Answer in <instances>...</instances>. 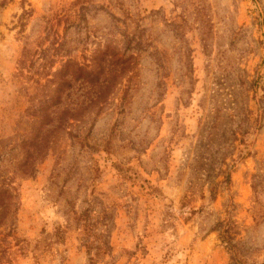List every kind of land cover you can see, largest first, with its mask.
Instances as JSON below:
<instances>
[{
  "label": "rangeland",
  "instance_id": "rangeland-1",
  "mask_svg": "<svg viewBox=\"0 0 264 264\" xmlns=\"http://www.w3.org/2000/svg\"><path fill=\"white\" fill-rule=\"evenodd\" d=\"M0 174V264H264V0H0Z\"/></svg>",
  "mask_w": 264,
  "mask_h": 264
},
{
  "label": "trees",
  "instance_id": "trees-1",
  "mask_svg": "<svg viewBox=\"0 0 264 264\" xmlns=\"http://www.w3.org/2000/svg\"><path fill=\"white\" fill-rule=\"evenodd\" d=\"M26 14H28V11H25V15ZM96 59L98 60L97 66L89 67L86 65L85 67L83 65H78L77 70L81 73L83 82H86L92 86H98L95 92V98L100 99L101 101H105L110 92H112V88L120 83L118 79H120L121 76H124L125 73L131 71V69L134 67L135 56H119V52L116 49H111L109 52L104 51ZM52 99H54V97H51L50 101ZM57 103L59 102L54 101L51 105ZM40 105V109L36 112L41 116L42 120L46 119V121L44 122L45 125L52 121L48 108L49 106H46V104L42 105V103ZM47 113H49V115ZM43 128L44 127L42 126L35 139L30 141V138L26 141L27 145L29 142L31 143L30 147L33 148V152L30 153V149L28 150V155L23 166L27 168L26 170L28 171L26 172L31 175L35 173L38 161L43 158V155L41 154H43L44 149L42 150V148H40L41 144H44V141L42 142V139L44 137V134L42 135ZM34 152L37 153L36 156H34ZM9 178L10 177H8L7 175L0 174L1 188H3L5 185L10 184L11 181L7 182V179ZM223 182L228 184L231 183V172L226 173L225 180ZM211 190L212 195L215 196V188H212ZM236 234H238V232L235 229V225H232L229 222H226L224 228L220 231V236L222 240L227 243L229 250L233 253V258L239 261L240 254L237 252L239 251V247L234 242Z\"/></svg>",
  "mask_w": 264,
  "mask_h": 264
}]
</instances>
